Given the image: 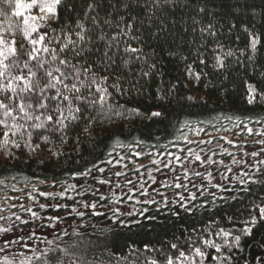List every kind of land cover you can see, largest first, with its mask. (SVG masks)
Wrapping results in <instances>:
<instances>
[{
	"label": "trees",
	"instance_id": "16d2710c",
	"mask_svg": "<svg viewBox=\"0 0 264 264\" xmlns=\"http://www.w3.org/2000/svg\"><path fill=\"white\" fill-rule=\"evenodd\" d=\"M87 2L71 0L74 12L69 13L61 6L58 21L50 19L46 25H40L41 32L49 33L44 46L57 47L47 43L53 31L59 34L61 29L68 31L74 28L77 19L83 16ZM98 3L99 20L111 21L109 27L100 25L109 36L116 34L117 24L122 29L126 23L133 24L132 35L138 36L139 42L120 37L119 49L122 53L125 43H131L133 47L142 49V59L117 54L106 70L93 65L97 80L108 88L111 95L104 105L89 107L81 122L67 128L66 142H61L59 133L34 129L31 131V143L39 144L35 151L25 147L23 140H20V148L11 144L6 150L0 148V215L9 213L14 219L15 215L29 217L30 213L21 210L20 205L43 203L52 206L43 209L37 206L32 210L42 216L66 217L64 214H68L69 206H81L86 197L91 203L96 202L97 207H105L114 203L112 197L101 200L100 196L92 195L93 192L79 195L86 183L92 184L93 189L104 185L92 176L85 180L74 176L75 173L97 164L106 171H94L93 175H112L120 183L132 176L138 177L134 167L144 165L139 169L140 173L157 167L151 163L152 159L169 160L174 168H178L179 164L168 154L187 157L188 148L199 152L201 148L211 147L220 153L228 149L237 156V147L221 137L231 140L247 137L245 125L255 132H264V98L257 95L252 104L247 102L248 85H255L258 93H264V0H174L170 5L156 4L155 0H123V3L121 0H98ZM125 3L128 8L123 6ZM200 8L204 11L200 12ZM32 13L38 14V9ZM25 16L28 15L17 16L14 7L0 2V36L7 40L15 38L18 49L21 44L29 46L21 32ZM85 23L86 27H92L90 21ZM210 24L212 34L208 31ZM95 32L98 34V30ZM253 36L258 40L254 52L250 46ZM97 46H101L100 42ZM229 52L232 55H227ZM217 55L224 60L223 68L215 67ZM40 58L47 61L50 57L48 53L41 52ZM201 59L205 61L203 64ZM72 62L77 63L75 59ZM83 64L80 61L78 66ZM189 65L194 73H200L199 80L188 76L186 69ZM105 76L108 77L106 82L102 80ZM81 80L83 83L77 80L72 83H76L90 99H97L95 85H89L83 75ZM113 85H119L123 94ZM161 96L165 97L164 101L159 99ZM189 96L193 99L188 100ZM134 110L139 114H134ZM153 111H160L162 116L151 117ZM114 112L120 114L115 115ZM89 114L96 115V122L87 127L83 117ZM45 117L42 119L48 125ZM85 127L87 131H84ZM3 131L0 126V143L4 139ZM41 134L49 136L51 143H43L39 139ZM117 140L123 146L117 145ZM209 140L211 145L206 143ZM136 141L141 143L132 146ZM217 144L222 147L216 148ZM56 152L62 154L54 155ZM136 152L143 155L136 156ZM120 157H124L121 164H115ZM214 159H222L226 165L234 167L232 157L217 155ZM108 160L113 164L109 165ZM124 164L128 167L124 168ZM260 167L264 168V165ZM116 171L125 175H113ZM168 171L164 168L156 175ZM223 171L222 167L214 172L211 182L205 180L202 191L193 187V183L199 185V177L189 176L190 183L189 178L182 174L186 189L162 188L148 196L154 199L156 195L176 191L190 198L195 193L197 199L189 202L191 212L179 208L176 203L178 195L168 200V207H165L161 198L155 204H138L136 201L146 196L139 192L132 194L134 198L129 200L131 194H128L119 204L134 207L132 215L106 211L101 215L88 213L78 218L75 215L63 218L65 223L76 219L77 227L52 233L46 241L41 237H31L21 246L0 244V264H166V257L180 264L176 259L178 252L170 247L171 244L176 243L180 250L187 252L185 241L197 235L221 243L214 235L216 231L224 228L233 231L234 235L240 234L245 220L256 214L252 211L253 205L264 201V185L256 184L248 186L249 194L240 192L238 199L227 202L217 199L213 206L211 193L236 195V192L221 193L213 187L217 179L222 180L220 173ZM227 175L231 179V174ZM65 181L77 185V189L64 199L39 196L38 192L34 193L35 201L28 197L33 186L38 191L60 192ZM228 183L224 180L223 184ZM242 187L237 185V189ZM57 203L63 206L56 208ZM141 209L147 211L141 212ZM35 222L21 223L12 229L32 227ZM50 223L41 229L50 231L54 224ZM85 223L87 227L83 228ZM194 228L197 232L192 231ZM223 254L231 256V264H264V222L253 227L251 235H241L239 248L225 249ZM215 255L214 249L209 248L203 264H217L212 259Z\"/></svg>",
	"mask_w": 264,
	"mask_h": 264
},
{
	"label": "snow or ice",
	"instance_id": "6c2138e0",
	"mask_svg": "<svg viewBox=\"0 0 264 264\" xmlns=\"http://www.w3.org/2000/svg\"><path fill=\"white\" fill-rule=\"evenodd\" d=\"M0 2L8 4L9 7H14L17 16H22L23 10L38 9L37 15L25 16L22 21L21 32L23 39L27 41L29 45L28 47L21 44V47L18 49L15 38L7 40L4 36H0V126L4 129V139L3 142L0 143V148L6 150L9 144L13 147L20 148V140H23L25 147L31 151H35V149L39 148V144L32 145L31 143V131L34 129L59 133L61 142H66L65 137L67 128L70 125L81 122L83 113L87 112L89 107L104 105L106 98L111 95L108 88L97 80L93 72V65H99L103 70H106L110 63L113 62V56L117 54L131 55L136 60L142 59V49L133 47L131 43H125L122 53L119 49L120 37L139 42L138 36L132 35L133 24L126 23L123 29L117 24L116 34L109 36L100 25L102 23L105 27H109L111 26V21L105 19L101 22L98 13V0H88L83 10V16L77 19L74 28H70L68 31L61 29L59 34L53 31L52 37L47 40V43L55 44L57 47H48L44 45L49 33L47 31L41 32L40 25H46L50 19L58 21L59 9L61 6H64L65 10L69 13L74 12L75 7L71 3V0H15L14 3L13 0H0ZM121 2L123 3V0H121ZM155 3L170 5L174 3V0H155ZM123 6L125 8L129 7L126 3L123 4ZM199 11L203 12L204 9L200 8ZM85 21H90L92 27H86ZM211 28L212 25H208L209 34H212ZM95 30H98V34ZM94 35L95 39H93ZM97 42H100L101 46L98 47ZM257 43L258 40L256 37L253 36L250 38V46L253 52L256 50ZM38 45L40 47H37ZM57 48H59V52H57ZM41 52L48 53L50 58L47 61L41 59ZM227 55H232V53L229 52ZM73 59H75L77 63H73ZM31 61H35L36 63L31 64ZM80 61H83L84 64L78 66ZM204 62L203 59L200 60L201 64ZM125 63H127V61H125ZM53 64L57 66L51 67ZM152 67L155 68V65L153 64ZM215 67H224V60L219 55L215 57ZM34 68L35 71L33 70ZM186 72L189 77H194L196 80L200 79V73H194L191 65L187 67ZM82 75L88 79L89 85H95L94 91L97 95V99H90L81 92L76 83H72L73 80L83 83L81 80ZM144 75L147 76L148 73H144ZM107 79L108 77L106 76L102 78L104 82H106ZM113 87L123 94L119 85H113ZM257 95L264 98V93H258L255 85H248L247 102L252 104ZM159 99L164 101L165 97L161 96ZM187 99L192 100L193 98L189 96ZM109 111L113 110L109 109ZM45 113H47L46 117ZM100 114L102 115L103 113ZM114 114L119 115L120 113L114 112ZM134 114L138 115L139 113L137 110H134ZM150 115L151 117H161L162 113L160 111H153ZM42 117H45L49 122L48 125L44 123ZM54 117L58 118L54 120ZM83 119L87 121V127H90L96 122V115L89 114L83 117ZM256 123H260V121H256ZM87 127L84 128V131H87ZM244 127L249 136L254 134L252 128L247 127V125ZM10 135L11 138H9ZM255 135L264 137V132H256ZM16 137H19V139ZM89 138L91 139V137ZM39 139L45 144L51 143L47 135L41 134ZM185 139L187 138L185 137ZM221 139L227 140V143L234 147H239V145L227 137H221ZM241 140L243 141V137H241ZM252 142L253 141H247V143ZM255 142L264 145V139ZM140 143L141 141H136L132 146H138ZM189 143H191V141H189ZM206 143L211 145L212 142L209 140ZM116 144L123 146L122 142L119 140L116 141ZM220 147L222 146L219 144L216 145V148ZM61 154L60 152L54 153V155L57 156ZM109 155H111V153H109ZM135 155L141 156L143 153L136 152ZM168 155L173 156L174 160L179 164L180 169L184 171L185 178H189V171H191L193 177L200 178L199 185L193 183V187H197L201 191L205 177L208 178L209 182L214 178L209 168L212 165H217V171H219V166H223L224 171L220 173V176L222 180L229 181V183L223 184L218 181L213 187L219 189L221 193L236 192V195L217 196L216 193H211V204L213 206L216 205L217 199L227 202L228 200L238 199L240 192L246 195L249 194V185H264V168L260 167V165H264V160L256 159L261 155L260 151H244L240 159H237L234 153L228 149H224L223 152L219 153V155L232 157V165L246 164L248 169H253V171L244 170L235 173L233 172V168L225 165L222 159H214V157L218 155V152L211 147L207 149L201 148L199 152L192 148H188L187 157L172 153ZM157 156H159V153H157ZM249 156L253 158L255 161L254 163L244 159ZM123 159L124 157L116 159L115 164L120 165ZM107 163L111 165L113 161L108 160ZM151 163L157 166L155 171H160L159 165L163 164V167L168 168L170 172H176V169L172 166V162L169 160L162 161L160 159H152ZM193 164L202 166L204 171H198L196 168L189 169V166ZM123 167L127 168L128 165L124 164ZM141 167H143V165H141ZM134 170L138 173L137 179L139 183L134 189H129V192L134 194V192L138 190L141 195L148 196L149 194L145 185L149 180L153 184L157 183L153 175V169H146V173H140L139 168L134 167ZM94 171L105 173L106 169L97 164H93L84 171L75 173L74 176L83 177L85 180H87L89 176H92V178L97 180L101 185L112 184L110 177H97L93 175ZM227 174H232L231 179ZM113 175L121 176L125 175V173L116 171ZM145 175L147 179H143ZM189 182L192 183L190 178ZM160 183L163 184L165 188H187V185L183 183L179 174L173 178L172 184L167 183L164 177L161 178ZM126 184H133V180L128 179ZM237 185H242L244 187L237 189ZM116 187H120V185H116ZM61 189L60 192H44L38 191V189L33 186L32 191L28 193V197L35 201L36 196L34 193L38 192L39 196L50 197L52 199H64L68 197L69 192L76 191L77 185L65 181L61 185ZM89 190L90 188L88 186L84 187V192H88ZM91 190L93 194H95L96 190ZM177 195L179 199L176 203L179 205V208H183L186 212H191L192 209L189 207V202L197 199L196 194L193 193L190 198H186L183 194ZM106 198L107 197L101 193L100 199L103 200ZM133 198L134 195L128 196L129 200ZM112 199L114 202L119 203V199L115 198V193H113ZM161 200L164 206L168 207L169 201L167 197L161 194ZM136 203L155 204L158 202L150 198L143 201L137 200ZM83 206L85 208H97L96 203H85ZM20 207L23 211L30 213L32 218H38V213L33 211L31 206L20 205ZM39 207L43 209L48 207V205L41 203ZM64 207L68 206L64 205ZM200 207H205V205H200ZM73 211H75V209H73ZM112 211L116 214L119 212V209H112ZM144 211H147V209H141V212ZM252 211L256 212V214L250 215V218L245 220L244 227L239 230L240 234L234 235L233 231L225 230L224 228H220L214 233V235L221 240V243L197 235L195 238H189L185 241V246L188 249L187 252L180 250L178 244H171L170 247L176 249L178 252L176 259L180 261V264H185V262H187V264H203V261L207 258V250L211 248L214 249L217 254L212 257L217 264H231V256L224 255V250L227 249L230 251L232 248H239L241 235H251L253 227L260 222H264V201H262L261 204H254ZM93 214L101 215L99 212ZM127 214L132 215L133 213L129 212ZM176 214L178 215V212ZM78 215L82 216L83 213H78ZM4 219L5 217L0 215V220ZM7 219L12 221L11 216H8ZM48 219H59V217H48ZM15 221H20L24 224L29 223V220L22 219L20 215H15ZM9 230V227L0 226V232H8ZM192 231L197 232L195 228ZM209 235H212V233H209ZM153 264H155V262H153ZM166 264H176V262L173 258L166 257Z\"/></svg>",
	"mask_w": 264,
	"mask_h": 264
},
{
	"label": "rangeland",
	"instance_id": "374dc122",
	"mask_svg": "<svg viewBox=\"0 0 264 264\" xmlns=\"http://www.w3.org/2000/svg\"><path fill=\"white\" fill-rule=\"evenodd\" d=\"M35 9H32V10H23V14H27V15H37V13H32L34 12ZM255 131H254V134L251 135V136H247V137H243V141L241 140V138H238V139H235L233 140L237 145H239V147H237V151H236V154H238L236 156L237 159H240V157L243 155V152L244 151H252V150H256V151H260L261 152V155L259 157H257L256 159L258 160H264V145L262 144H259V143H256L255 141H259L261 139H264V137L262 136H259V135H255ZM247 141H253L252 143H247ZM220 152H218V155H219ZM244 159L250 161V162H255L253 160V158H251L250 156L249 157H245ZM225 164V163H224ZM226 165V164H225ZM144 167V165H143ZM141 166H139L138 168H143ZM160 169H164L163 167V164L159 165ZM223 166H219V169L222 168ZM191 168H196V170L198 171H204V168L202 166H198V165H190L189 166V169ZM217 168L218 166L217 165H212L210 168H209V171H212V173L216 172L217 171ZM247 165L246 164H240V165H234L233 167V172H237V171H244L245 169H247ZM153 169V175L155 176L156 178V181L157 183L153 184L151 183V181L149 180L148 183L145 185V188L148 192V194H156V192L159 190V189H162V188H165L163 186V184L160 183V180L162 177L166 178L167 180V183L169 184H172L173 183V178L179 174V176L181 177V179L183 180V177L181 176L182 174L184 175V171L180 169V167L178 166V168H175L176 169V172H166V173H161L159 175H156L157 173H159V171H155L156 167L155 168H151ZM143 173H146V170L143 172ZM232 175V174H231ZM189 176H192L191 175V171H189ZM100 177H104V176H100ZM108 177L111 178L112 180V184L110 185H104V186H101V187H97L95 190V194L92 193V195H95V196H100L101 193H103L105 195V197L107 198H110V197H113V193H115V198L119 199V203H120V200L128 195V194H133L132 192H129V189H134L136 187V185H138L139 183V180L137 179V176H132L128 179H132L133 180V184H126V181L128 179H126L125 181L123 182H117L115 181V179L112 177V175H109ZM143 179H147V176L145 175L143 177ZM205 180H208L207 177H205ZM204 180V181H205ZM220 181L221 183H224V180H220V179H217L216 180V183ZM176 182H179V181H176ZM215 183V184H216ZM120 185V187H116V185ZM85 186H88L90 188V190L88 192H83L80 193L79 195L82 196V195H86V194H90L91 192H93L91 189H93V185L90 184V183H86L84 184ZM80 187H82L83 185H80ZM112 188V189H111ZM140 191H135V193H139ZM178 194V192L174 191L173 193H169V194H163L164 196L167 197L168 200L172 199L174 196H176ZM150 196V195H148ZM148 196H146L145 199H150L148 198ZM161 198V195H156V197L154 198V200H157ZM145 199H142L140 201H143ZM85 203H91L90 202V199L88 197H86V199L83 200V203L81 206H69V211H68V214H64L66 217H71L73 218V215L77 216L76 218L78 217H82L88 213H95V212H99V213H105L106 211H112V209H119V214L121 215H124V214H127L129 212L133 213L134 212V207H131L130 205L128 204H119V203H116L114 202L113 204H110L108 206H105V207H97L96 209H92L90 207L88 208H85L83 206V204ZM93 203H96V202H93ZM97 204V203H96ZM138 204H141V203H138ZM23 205L25 206H31V208L34 210L35 207L39 206L38 203L36 204H29V203H24ZM52 206V204H48V207ZM63 206L62 203H57L55 205L56 208H61ZM73 209H75V211H73ZM23 210V209H21ZM19 210V211H21ZM36 212V211H35ZM136 212H138V209H136ZM38 213V218H32L31 216H26V217H22V219H26V220H29V222H35L34 225L32 227H27V228H22L20 230H13L12 228H14L16 225H19L21 224L20 221H15L14 217L11 215L12 217V221H9L7 219L9 215V213H3L1 214L2 216L5 217L4 220H0V226H4V227H9L10 230L8 232H0V244H14V245H22L23 244V241L24 240H27L31 237H41V238H44V241L48 240L49 237L52 236V233H55V232H59V231H68L70 228L71 229H75L77 227V224L75 222L76 219L72 220V221H69L67 223L65 222H62L63 218H66V217H63L62 215H59L57 217H59V219H52V220H49L48 217L50 216H47V215H39V212ZM78 213H83V215H78ZM14 222V223H13ZM50 222H53L54 224L51 226V229L50 231H48V229L46 230H43L41 229L42 226L46 225V224H51ZM57 222V223H56ZM24 224V223H22ZM87 227V223H85L83 225V228H86ZM43 241V242H44ZM34 244V243H33ZM42 244V243H41ZM0 245V246H1ZM0 250H2V248L0 247ZM2 252V251H0ZM4 253V251H3ZM2 254V253H1Z\"/></svg>",
	"mask_w": 264,
	"mask_h": 264
}]
</instances>
